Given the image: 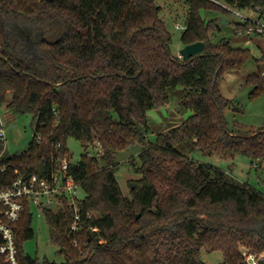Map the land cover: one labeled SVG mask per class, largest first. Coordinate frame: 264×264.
<instances>
[{
    "label": "trees",
    "instance_id": "1",
    "mask_svg": "<svg viewBox=\"0 0 264 264\" xmlns=\"http://www.w3.org/2000/svg\"><path fill=\"white\" fill-rule=\"evenodd\" d=\"M184 2L181 43L205 44L203 54L188 60L172 55L156 0H0V110L35 123L28 149L6 160L9 182L50 175L67 160L68 175L84 193L77 200L83 219L77 244L66 200L63 208L42 210L61 264H205L203 250L221 252L224 264H248L240 247L264 254V195L176 151L193 141L203 154L241 155L264 167V127L248 135L239 124L230 130L224 112L235 100L220 90L226 75L242 71L253 55L230 39L217 40L229 11L209 0ZM225 2L264 12V0ZM233 25L241 36L250 23ZM260 63L246 79L252 99L264 93ZM179 86L186 90L180 106L193 115L148 142V112ZM69 138L95 157L71 163ZM132 146L140 151L127 162L140 178L128 182L127 197L117 159ZM32 209L13 225L19 264H58L24 250L35 237ZM0 264H7L2 257Z\"/></svg>",
    "mask_w": 264,
    "mask_h": 264
},
{
    "label": "rangeland",
    "instance_id": "2",
    "mask_svg": "<svg viewBox=\"0 0 264 264\" xmlns=\"http://www.w3.org/2000/svg\"><path fill=\"white\" fill-rule=\"evenodd\" d=\"M156 4L161 7L159 18L164 22L166 30L172 36L171 53L180 57V52L183 49L181 35L184 29L178 30L176 27L177 25L186 27L188 6L184 0H156ZM203 17L212 19V16L206 13H203ZM226 21L227 24L221 25L222 33L217 40L230 39L235 47L247 48L253 55V59L247 63L242 71L226 75L220 86L221 93L225 98L235 100V105L224 112L228 128L234 130L235 124H239L241 135H248L250 132H256L264 127V93L260 97L252 99L250 97L252 87L246 85L248 75L257 70L256 60L261 61L260 68L264 76V38L235 35L233 24L242 22L235 14L229 13ZM185 93L186 90L182 86L169 90L166 102L148 112V142L155 143L158 135H166L177 129L193 115L192 111L182 109L180 106ZM1 115L7 134L6 156L25 152L34 138L35 123L32 116L15 114L6 106L1 109ZM67 147L71 154V163L79 162L86 154L82 144L73 138L67 140ZM139 151L138 146H132L120 154L117 159L120 166L116 177L123 195L127 197L130 195L128 182L140 178L134 173L127 161L136 157ZM176 151L190 157L197 163L220 168L231 174L237 182L248 184L264 195V167L259 169L253 167L248 157L238 155L232 158L203 154L195 148L193 141L178 145ZM83 198L84 193L80 190L78 199ZM32 213L35 237L25 243L26 254L41 261L47 259L58 264L64 263V258L59 253V249L50 241L49 227L43 211L33 208ZM240 250L243 253L246 252L243 247H240ZM201 259L205 264H224V257L221 252L207 253L203 250Z\"/></svg>",
    "mask_w": 264,
    "mask_h": 264
},
{
    "label": "built area",
    "instance_id": "3",
    "mask_svg": "<svg viewBox=\"0 0 264 264\" xmlns=\"http://www.w3.org/2000/svg\"><path fill=\"white\" fill-rule=\"evenodd\" d=\"M209 1L235 14L241 21L250 23L247 32L245 34L240 32L239 35L264 37V12L260 9L239 10L227 4L225 0ZM176 28L185 30L186 27L177 25ZM6 141L7 134L0 110V142L3 145L0 152V257L4 258L7 264H19L16 232L13 225L21 219L27 206L39 210H58L64 207L66 200L73 215L69 236L77 244V236L83 227L81 210L77 204L81 187L73 177L68 175V161L64 160L62 165L50 175L18 176L9 182L6 160L11 156L19 157L23 152L6 156ZM41 142V137H38L37 143ZM86 156L91 159L95 157V152L89 151ZM244 257L248 264H259L264 260V254L255 255L247 251L244 252Z\"/></svg>",
    "mask_w": 264,
    "mask_h": 264
},
{
    "label": "water",
    "instance_id": "4",
    "mask_svg": "<svg viewBox=\"0 0 264 264\" xmlns=\"http://www.w3.org/2000/svg\"><path fill=\"white\" fill-rule=\"evenodd\" d=\"M50 2H53L55 0H48ZM222 24H227V21L225 19L222 20ZM205 50V44L203 42H197L195 44L184 46L183 49L180 52V58L183 60H188L194 56L203 54ZM139 217V215H138Z\"/></svg>",
    "mask_w": 264,
    "mask_h": 264
},
{
    "label": "crops",
    "instance_id": "5",
    "mask_svg": "<svg viewBox=\"0 0 264 264\" xmlns=\"http://www.w3.org/2000/svg\"><path fill=\"white\" fill-rule=\"evenodd\" d=\"M247 49V48H246Z\"/></svg>",
    "mask_w": 264,
    "mask_h": 264
}]
</instances>
